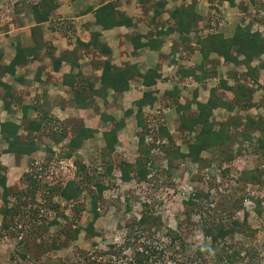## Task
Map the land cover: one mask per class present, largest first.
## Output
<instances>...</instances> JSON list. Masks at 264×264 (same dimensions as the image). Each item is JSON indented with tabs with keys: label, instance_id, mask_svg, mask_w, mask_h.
<instances>
[{
	"label": "trees",
	"instance_id": "trees-1",
	"mask_svg": "<svg viewBox=\"0 0 264 264\" xmlns=\"http://www.w3.org/2000/svg\"><path fill=\"white\" fill-rule=\"evenodd\" d=\"M21 0H18L15 4H12V8L15 12H19L20 8L17 7ZM101 6L95 9V23L99 25L102 29H110L112 27H129L132 25L131 18L126 16L123 12L117 11L114 8V2L106 1L102 2ZM143 2L144 0H139ZM148 1V0H146ZM213 0L210 1V3ZM216 1V2H215ZM214 3L210 4L213 13H209V19H213V15L216 13L217 8L215 5H220L222 2H226L229 6H234L238 10L247 9L246 4L252 5L254 12L264 9V0H215ZM25 2V1H24ZM217 3V4H216ZM158 7H162L164 2L157 0L154 2ZM193 4L183 7L182 5L174 7L169 12V17L162 19L161 17L156 20L154 30L149 27L144 34L136 33L131 39V53L134 54L137 50L144 47H149L154 49V47L159 44L157 37L161 35L169 34L175 32L180 38V42L189 40L187 34L190 31H195L196 27V17L193 11ZM22 5V4H21ZM217 5V6H218ZM55 6L53 0H35L27 5V12L31 14L33 20L36 23L44 21L50 10ZM159 15L157 8H154L150 18V24L154 21L156 16ZM213 23L214 22L213 20ZM158 27V28H157ZM156 36V38H155ZM96 37H91L90 41L87 42L86 46H95V49L101 54L105 55V59L100 65V75H99V87L97 92L105 91L110 89L113 92L119 93L127 88V81L135 76L142 79L144 85L150 86L158 78L159 74L156 69H148L143 74L137 72L135 64H122L121 66H115L110 63L108 56L110 55V50L105 44L99 43L95 40ZM143 41H142V40ZM190 40H192L190 36ZM195 42V48L198 53V59L195 64L190 68H180L178 73L181 77L189 76L193 81H204L208 77H215L216 69L213 65H210L208 61L209 54H215L220 57L221 60L226 62H231L237 64V56H242V63H245L246 69L249 72H253L254 69L249 67V62L258 57L261 53H264V38L260 36L259 32L252 31L249 25L240 26L236 24L233 29L232 34L224 38L220 33L215 30H205L202 36L195 35L193 38ZM25 50L20 47L15 48V53L9 63L4 66L6 72L12 73L13 68L16 64L25 61ZM206 64H209V68H205ZM207 69V71H206ZM197 71V73L195 72ZM190 80V82H191ZM93 84H87V88L91 91ZM221 87L223 89L229 90L233 93L232 100H224L223 98L214 94L215 87ZM251 87H247L244 84H236L235 87L225 85L223 80H217V84L210 88L207 98L204 102L195 101L194 108L192 109L191 103L186 102L184 104L176 103L174 109L179 113L178 126L184 133H195L193 134V143L187 144L186 155L191 158L192 161H197L198 155L202 150L210 147H215V144L224 143L225 140L232 136L229 131L225 132L223 126H225L224 120L216 123L217 126H213V122L209 119L212 109L215 107H224L227 111H231L233 105L239 103V97L241 95L245 101H243V107L249 108L252 103L250 101ZM195 94V91H193ZM165 94L177 95L176 89L171 91H166ZM176 97V96H175ZM154 101V96L151 95V91H145L142 93L141 97L135 100V112L134 117L136 121V126L139 132L137 133V156L134 162L130 163L127 161H121L116 166L106 165V173H110L114 168L117 169L119 178L123 182H127L130 179L135 181H145L151 176V171L153 170V162L151 156V150L156 149L160 146L159 150L162 151V158L166 157L168 150L163 144V140L166 142L171 141V137L168 133L167 128L163 124H146L148 128H145L144 119L141 117V109L143 105H151ZM85 106L86 104H81ZM3 108H8V104H3ZM184 109L189 110L187 114L183 111ZM130 110L126 111V114ZM259 121V120H257ZM235 123V121H234ZM249 125L247 130L259 131L260 125L252 118L246 117L242 123V127ZM113 127L109 131L104 130L102 132V139L105 143L104 149L107 153H110L114 149L116 143V138L114 135L115 129L119 128L121 122H116L112 119ZM251 125V126H250ZM20 130H24L26 133L20 134ZM246 130V131H247ZM244 130H241L244 133ZM92 129L85 127L82 123L77 122L70 128L66 125L54 122L46 116H42L39 119H32L26 122L24 126L19 123L4 120L0 121V140L3 142L5 147L2 149L5 153H11L14 157L18 158L20 156H29L37 150L38 138L47 139L53 143H59L64 147L61 150L62 154L58 157H54L52 151L47 148L49 156L46 160L40 164H34L33 160H29L27 163V168L19 176L20 180L24 183L23 194L29 198L28 204L18 203L15 198L17 192H9L8 187L5 185V177L0 175V187H1V197L6 199L7 195L13 197L14 203L8 204V202L3 203L0 207V230H7L9 235H19L24 233L25 236H31L33 232L31 224L36 221L37 215L41 222L36 224V228H42V222L45 221V215L37 214V209L35 205L31 203L40 193L43 199L46 200L52 196H59L65 202H69L71 206L67 207L68 212H62L57 209L56 204H50L47 208L53 211V218L46 221V228L57 224L56 217H61L63 222L58 225V234L62 235L63 239L74 240L76 239L80 230L89 238L96 235L94 231V221L100 215L97 211V202L100 195L108 185L103 184L102 181L94 179L93 174H89L94 168H88L83 165V163L73 160L75 165L74 175H79L76 179H67L66 181L59 180H45L47 176L46 169L49 158H54L55 162L59 160H69L73 156V151L80 148L82 142L85 139L91 137ZM147 132V133H146ZM145 135H152L153 139L145 144ZM160 135V139L157 140L154 137ZM233 143V138L231 139V144ZM264 145V144H263ZM262 145L261 149H264ZM258 147V146H257ZM144 149V150H143ZM183 154V153H182ZM181 154V155H182ZM255 171V170H254ZM250 178H253L255 184L262 185L263 180H256V176L253 172L250 173ZM85 189L89 196V208L88 213L90 214V219L82 226H80L79 221L81 218L80 208L77 206L78 198L81 191ZM22 193V191H21ZM19 200V198H17ZM5 201V200H4ZM217 203L218 205H224L222 200L208 201L207 196L199 191H194L189 198L183 200V210L181 212V219L176 224V230L184 225H189L193 216L199 217L197 224L200 226V230L203 238H209V243L203 244L200 247H195L191 254L186 251V243L180 237L175 229L163 228L160 216L155 214L150 210L149 204L143 202L140 207L138 218H132L124 225V243L126 244H116L110 245V251H97V253L88 255H83V264H192V262L198 261L200 264H249L250 257L256 255L254 249L251 246H245L242 244L241 239L250 237L252 234L248 230V225H245V220L242 224H239L232 215L234 212L224 213H213L209 210L210 203ZM22 204L26 209L22 208ZM31 204V205H30ZM83 207V206H82ZM237 211L238 206H233ZM23 209V210H22ZM234 210V211H235ZM210 211V212H208ZM235 211V212H236ZM204 213L209 215L203 216ZM22 217V225H18L19 217ZM26 216V217H25ZM203 216V217H202ZM27 220L29 222V227L26 226ZM164 229V232H160ZM34 233V232H33ZM39 233H35V235ZM0 235H4L0 233ZM238 236L236 240L233 236ZM41 236V235H40ZM55 236H50L48 240V248L57 250L62 246ZM44 240V237L42 236ZM45 242V241H44ZM21 243V242H19ZM43 244H39V246ZM130 249L131 256L123 258L120 256V250ZM94 255V257H92ZM102 255V256H100ZM21 257L24 256L23 253L20 254ZM114 257V258H111ZM120 259L123 260L120 263ZM64 264V263H63Z\"/></svg>",
	"mask_w": 264,
	"mask_h": 264
},
{
	"label": "rangeland",
	"instance_id": "rangeland-1",
	"mask_svg": "<svg viewBox=\"0 0 264 264\" xmlns=\"http://www.w3.org/2000/svg\"><path fill=\"white\" fill-rule=\"evenodd\" d=\"M17 1L0 0V34L6 32L7 27L12 29L13 24L18 19L17 15L27 12V5L32 2L30 0H21L19 2L20 5L17 6L20 8L17 13L12 8V4H15ZM153 1L156 2V0ZM210 1L175 0L177 4L183 3L188 5L192 2L195 4L199 2L200 4H206V6L207 4L214 3V0L211 3ZM175 2L170 0L168 4L175 6ZM235 3L238 4V1L235 0ZM246 7L247 9L241 11L238 8L234 9V20H237L240 26L249 25L250 29L254 31L257 25L253 24V22L257 17L253 16L248 4H246ZM217 10L215 20L220 18L219 23H222L218 26V30H231L235 22L230 17L228 6H218ZM209 12L211 13V11ZM66 26L65 23L63 28ZM211 29H213L212 26H206V30ZM64 30L66 31L67 28ZM200 31L202 32L203 30ZM196 34L198 33L192 32L190 34L191 38H194ZM259 34L264 38V26L259 31ZM5 46V41L0 35V48L3 49ZM188 57L190 58L189 65L192 64L194 59L198 58L195 53H189ZM211 60L210 65L214 66L216 60ZM237 62V64L226 62L222 63L220 67H215V77H208L203 84L200 83V88L196 93L198 100L204 102L210 88L217 84V80H223L225 85L232 87H235L236 84L246 85L251 83L253 85L249 101L252 103L251 107L245 109L243 107L245 105L243 101L245 100L240 97L241 95L237 94L239 103L233 105L231 111H227L224 107L219 106L211 111L208 120H211L215 127L217 126L216 123L224 120L225 126H223V130L232 133L229 139L225 140L222 144H215V147L202 150L198 155L197 161H192L186 155V152L188 150L187 144L193 143L192 136L195 133L191 134L181 131L178 126L179 113L174 109V105L177 102L180 104L197 102L196 96L194 92L192 93L190 89L187 90L186 87L184 90H181L183 87L180 85L176 87L177 95L159 94V101L151 108H143L141 117L144 119L145 128H148L147 124L150 123L157 124V126L158 124H163L168 130L171 141L166 142L163 140V144L168 150V154L164 158L161 156L162 151L159 150L160 146L150 151L154 166L150 178L140 182L134 179L123 182L119 178L117 169L114 168L109 174L105 171V167L108 164L116 166L121 161L134 162L137 156V137H134V132L127 136H119L122 138L121 142L110 153L105 151L100 137L95 136L84 140L80 148L74 150L73 156L69 160L58 159L55 162L54 158H49L50 160H48L45 171L47 174L44 178L45 180L58 179L59 182H64L67 179L78 178L79 175H74L75 165L73 164V160H76L83 163L87 170L88 168H94L89 174H93L94 179L108 185L102 191L97 202V211L100 215L93 224L96 235L88 238L80 230L74 240L63 239L61 234L55 236L58 234V225L62 224L63 219L57 216V224L46 228V221L55 216L53 211L47 208L50 204H56L59 211L67 213V207L71 205L57 195L44 200L43 196L38 193L31 204L35 205L37 214L45 215L42 228H36V224L41 222L39 215H37L36 221L31 224L34 232L31 233V236L27 237L24 233L9 235L7 230L1 229L0 233H4V235H0V264H83V255L94 254L98 250L100 252L110 251V245L116 246V244L124 243V225L132 218H138L143 202H147L150 210L160 216L163 228L176 230V224L180 222L179 220L182 217V202L189 198L194 191H200L201 194L204 193L208 201L222 200L224 205L217 206V203H210L209 210L213 211L214 214H228L230 213L228 212L229 209L231 212H234L232 218L239 224H242L245 220V225H248V230L246 231L252 235L242 238V244L253 247L254 253L256 252V255L250 257L249 264H264V184L259 186L253 185L255 184L253 183L254 180L250 178V173L253 172L256 180H263L262 182H264V169L262 168V164H264V149H261L264 144V55L256 57V60L251 64L254 69L253 72H249L246 69L245 63H242V57L239 55L237 56ZM208 66L206 64L205 68H209ZM248 66L251 68L250 65ZM214 94L226 101H233V93L221 87H215ZM130 107L134 108L132 104ZM193 108L194 105L192 104ZM188 111L184 109L180 112L187 114ZM246 117L256 120L261 129L257 131L252 128L249 131L245 129L249 128L247 124V126L242 127V123ZM5 118V116L0 115V121ZM46 118L50 117L46 116ZM148 118L150 121L148 120L146 124ZM51 120L60 123L59 120L55 121L52 116ZM126 121L130 122L128 126H131L135 130V134L139 132L137 126L133 123L132 115L127 116ZM18 123L24 126L26 121H20L19 119ZM241 130H244L242 135L240 134L242 133ZM24 132V130H20L21 135ZM159 137L158 135L154 137L156 142L160 139ZM232 138L233 143L231 144ZM151 139H153L152 135L150 137L145 135V144L150 142ZM37 140L38 149L32 155L18 158L3 152L2 149L5 145L0 140V175L5 177V185L8 187V191L17 192L18 196H16L15 200L19 201L18 203L28 204L29 202V198L23 194V189H21L24 183L19 179L21 173L26 170L28 161L33 160L34 164L40 165L49 156L47 148L52 151L54 157H58V154L60 156L63 152L61 150H65L59 143L56 144L42 138H38ZM5 198L1 197L0 187V207L6 202L8 204L14 203L13 197L10 194ZM234 205L238 206L237 211L233 207ZM77 206L80 208L81 218L79 224L82 226L90 219V214L88 213L89 196L85 189L80 193ZM22 208H24L23 205ZM206 214L209 215L208 213H204L203 216ZM198 218L193 216L189 225L182 224L176 230L185 241L186 251L189 254L192 253L196 246L200 247L203 244L209 243V238L205 239L202 236L200 226L197 224ZM21 219L22 217L20 216L16 227L22 225ZM26 226H30L28 220ZM36 232L41 236L35 235ZM160 232H164V229H161ZM50 236H55L59 241L61 240L62 246L59 249L53 250L48 248L47 244ZM236 237L239 239L238 236H233L235 240L237 239ZM39 244H43V246H39ZM117 248L119 251V247ZM21 253L24 254L23 257L20 256ZM119 254L122 258L123 256H131L130 249L127 248H121ZM122 262L123 260L120 259V263ZM243 262L239 263L243 264ZM116 264L119 263L116 262ZM192 264L200 263L195 261Z\"/></svg>",
	"mask_w": 264,
	"mask_h": 264
},
{
	"label": "crops",
	"instance_id": "crops-1",
	"mask_svg": "<svg viewBox=\"0 0 264 264\" xmlns=\"http://www.w3.org/2000/svg\"><path fill=\"white\" fill-rule=\"evenodd\" d=\"M106 1L114 2V8L129 16L132 25L102 29L94 21L95 9L101 6L100 0H53L55 6L44 21L36 23L31 14L22 12L17 15L18 19L13 24V28L7 27L6 32L0 34L6 45L3 49L0 48V113H2L0 115L6 117L4 120L18 123L19 119L28 122L42 116H52L55 121L59 120L69 128L80 122L92 129L90 138L99 136L105 146L102 132L109 131L113 127V119L121 122L120 127L114 131L115 148L122 140L119 136H127L134 132V137H137L135 130L128 126L130 122L126 121V117L132 115L133 123L136 125L134 104L143 92L151 91L154 101L151 105H143L142 109L151 108L159 101V94H165L166 91L174 88L177 93L176 87L179 85L183 87L181 90L186 87L192 93L195 91L196 96L201 82L193 81L189 76L182 78L178 73L180 68L192 67L198 59H194L189 65V53H195L198 56L193 38L190 40V34L195 32L202 36L206 26H212L213 30L227 38L232 34L236 24H239L237 20H234V6H229L226 2L220 5L216 3L218 6H228L230 17L235 22L229 31L218 30V26L222 24L219 23L221 19L215 21L216 23H212L209 19V11H213L210 4L206 6V4L196 2L193 4L196 27L195 31L187 34L189 40L180 42L177 34L172 32L157 37L159 44L154 49L144 47L132 54L131 37L136 33L144 34L149 27L154 30L157 19L168 18L169 12L183 3L177 4L173 0L175 6H170L171 4H168L170 0H161L164 4L158 7L153 0L143 2L103 0L102 2ZM217 5H215L216 8ZM154 8H157L159 15L150 24ZM65 23L67 26L63 28ZM65 28H67L66 31ZM91 37H96L97 42L109 48L108 58L113 65L135 64L137 72L141 74L148 69H156L159 74L158 78L153 84L147 86L142 83L140 77L135 76L127 81V88L122 92L116 93L110 89L97 92L100 65L105 55L97 51L95 46H86ZM17 46L25 50V61L16 64L12 73H8L4 66L13 57ZM261 55L264 53L258 57ZM211 59L216 60L214 68L226 63L215 54L208 55L209 63ZM254 60L256 58L250 61V66ZM91 83L93 84L92 91L87 88V84ZM245 86L252 87L253 85L250 83ZM196 100L199 101L198 96ZM4 103L8 104V108H3ZM131 104L134 108L130 107ZM127 110L130 112L126 114ZM118 114L120 115L116 116Z\"/></svg>",
	"mask_w": 264,
	"mask_h": 264
},
{
	"label": "built area",
	"instance_id": "built-area-1",
	"mask_svg": "<svg viewBox=\"0 0 264 264\" xmlns=\"http://www.w3.org/2000/svg\"><path fill=\"white\" fill-rule=\"evenodd\" d=\"M30 1L34 2L35 0H30ZM248 6H250V11L252 12L253 16L257 17L256 20H254L253 24L257 25V27H255L254 30L259 32L263 29V26H264V24H263L264 23V9L259 10L258 12H254V10L252 9V5L248 4ZM215 15H216V13L213 15V19L211 20L212 23H213V20H214V22L215 21L217 22V20L219 21L218 18L215 20V18H216ZM262 168L264 169V164H262ZM263 184H264V182H263Z\"/></svg>",
	"mask_w": 264,
	"mask_h": 264
},
{
	"label": "clouds",
	"instance_id": "clouds-1",
	"mask_svg": "<svg viewBox=\"0 0 264 264\" xmlns=\"http://www.w3.org/2000/svg\"><path fill=\"white\" fill-rule=\"evenodd\" d=\"M211 13H213V11L211 12ZM211 30H213V29H211ZM211 30H209V31H211ZM256 31V30H255ZM258 32V31H257ZM242 57V56H241Z\"/></svg>",
	"mask_w": 264,
	"mask_h": 264
}]
</instances>
